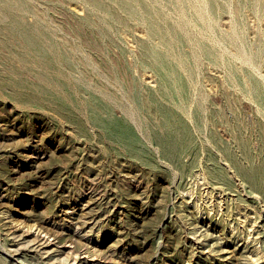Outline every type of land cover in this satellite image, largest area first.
I'll list each match as a JSON object with an SVG mask.
<instances>
[{
	"label": "rangeland",
	"instance_id": "rangeland-1",
	"mask_svg": "<svg viewBox=\"0 0 264 264\" xmlns=\"http://www.w3.org/2000/svg\"><path fill=\"white\" fill-rule=\"evenodd\" d=\"M201 1L110 0L106 18L90 0H32L77 63L65 88L32 92L39 74L0 44V264H264V0ZM79 76L106 85V112Z\"/></svg>",
	"mask_w": 264,
	"mask_h": 264
},
{
	"label": "bare ground",
	"instance_id": "bare-ground-1",
	"mask_svg": "<svg viewBox=\"0 0 264 264\" xmlns=\"http://www.w3.org/2000/svg\"><path fill=\"white\" fill-rule=\"evenodd\" d=\"M90 1L92 2V4L96 8H99L102 11L105 12L106 16H104V17H106V18L107 17L109 18V17L113 16L115 14V12H116V9L114 7H112V5L110 4V0H90ZM227 1H229V0H227ZM141 2H142V6L145 8L146 12L149 15H151L152 13L155 12L153 9L146 8L147 7L146 3H144L143 1H141ZM121 4H122L123 7H125V9L129 13H133V11L135 9V0H124V2H121ZM169 5H171V4H169ZM206 5L211 10L212 13H216V11L218 9H220V8L222 9L223 8L220 0H207V4ZM33 8H34V4H33L32 0H0V44L2 46L10 48L9 50L13 53L14 57L16 58V60L21 63L22 69L23 68H26V69L28 68V69L35 70L37 72V77H38V74H39V80L36 79V80L33 81V79L31 78L32 80L29 81V80L25 79V80H23V83L21 85H24L25 87H27L29 89V91L38 92V88L40 87V82L42 80L46 82V80H47V81H49L51 83L52 88L55 89L56 92H57L58 90H60V87H62V88L64 87L65 88L67 86V84L64 83V81H65L64 80V72L61 69L66 70V71L67 70L68 71L73 70L74 66L77 63V57L73 54V52L70 50V48H67V46L62 42L64 40L63 38L60 39L61 41L52 40V35L56 31L54 30V28L53 29L47 28L46 26L39 24L38 23V15L36 16V14L33 12L34 11ZM163 8H164V6L162 7V9ZM181 9H183V8H181ZM202 11H206V10H202ZM234 11H236V10H234ZM27 13H34V16L36 18H35V20L33 22H26L25 15H27ZM170 14H172V13L170 12ZM177 15H178V13H177ZM180 16H182V18H183L182 14ZM180 16H178V17H180ZM184 16H185V14H184ZM202 18H204V17H200V19H202ZM183 20H187V19H183ZM173 21H175V20H173ZM95 22H96V20H95ZM206 22H208V20ZM185 24H188V23H185ZM190 24H191V22H190ZM183 27H184L183 29H185V26H183ZM209 27H210V25H209ZM209 30H210V28H209ZM182 31H185V30H182ZM184 34H186V33H184ZM87 35H89V34H87ZM204 38H208V37H204ZM212 39L214 40V38H212ZM208 40H210V39H208ZM217 42H219V41H217ZM187 44H188V42H187ZM213 45H215V44H213ZM141 47H142V52L144 53L145 56H147L149 54L150 45L147 42H144V43H142ZM192 47H193V45H192ZM98 48H100V47L98 46ZM195 54H196V52H195ZM191 56H194V55H191ZM218 56H219V54H218ZM191 59H192V57H191ZM148 60H149L150 63H152V61H153L154 67L158 68L161 71L163 69H165V67H166L165 65L167 64L165 62L166 60H164V59L162 61H158V62L155 59H152L150 61V59L147 56V62H148ZM221 61L222 60H220V62ZM88 62H90V61H88ZM195 66H197V65H195ZM21 67H19V68L21 69ZM193 68H194V66H193ZM13 69L15 71H17L15 68H13ZM76 76H78V75H76ZM85 76H86V74H85ZM100 80H101V78H100ZM114 81H112V82H114ZM75 82L77 83L78 86L82 87V89L85 92L89 90L92 93L93 100H91L90 103H88V105H89L90 109L94 112V114H98L100 112H106L109 104L112 101H111V95L108 94L107 87H106L105 84H103V83L98 84V86L95 87V88H97L96 93H94L95 88H92L91 86H89V83L87 85L86 84L87 82L85 83V81H84V79L82 77H80V76L76 77L75 78ZM195 84H196V82H195ZM115 85H117V83ZM193 88H194V86H193ZM158 93L160 94V96H163L164 99H166V100H167L168 97H170V94H169V92H168V90H167L165 85L160 87ZM131 95H133V94H131ZM155 98H156L155 94L143 95V98L140 100L142 107L145 108V107L149 106L152 103V100H154ZM113 103H115V102H113ZM133 106H135V105H133ZM163 108L166 109L165 107H163ZM176 110H178V109H176ZM123 111L125 112V110H123ZM168 114H169V111L167 109L166 110V115L169 116ZM94 118H96L95 121L98 124L106 126L107 128H110L114 132H117V130L120 129V127H119V125L117 123V120H114V119H112L110 117L105 119V118H98V117L94 116ZM121 127H122V125H121ZM116 135L119 138H123L124 137L123 133L116 134ZM253 178H255V177L253 176ZM260 189H262V186H261ZM19 236H20L21 239L24 238L21 234H19ZM28 243H29V241L27 239H23L20 242V245H21V247H23V246H27ZM15 250H18V248H16ZM22 255H24V253H22ZM22 260L25 261L24 258ZM53 260H54V258H53ZM34 263L38 264V258L34 259V257H33L29 264H34ZM56 264H63V262L58 260V262Z\"/></svg>",
	"mask_w": 264,
	"mask_h": 264
}]
</instances>
